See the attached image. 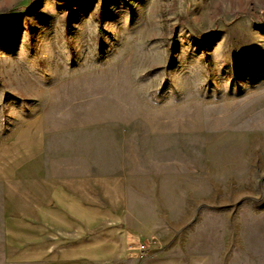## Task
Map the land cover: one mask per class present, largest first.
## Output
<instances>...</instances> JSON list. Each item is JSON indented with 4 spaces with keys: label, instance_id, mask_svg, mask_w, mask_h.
Listing matches in <instances>:
<instances>
[{
    "label": "rangeland",
    "instance_id": "rangeland-1",
    "mask_svg": "<svg viewBox=\"0 0 264 264\" xmlns=\"http://www.w3.org/2000/svg\"><path fill=\"white\" fill-rule=\"evenodd\" d=\"M36 117L8 214L63 184L150 253L264 264V0H0V129Z\"/></svg>",
    "mask_w": 264,
    "mask_h": 264
},
{
    "label": "crops",
    "instance_id": "crops-1",
    "mask_svg": "<svg viewBox=\"0 0 264 264\" xmlns=\"http://www.w3.org/2000/svg\"><path fill=\"white\" fill-rule=\"evenodd\" d=\"M40 117L0 129V229L6 264H213L207 250L150 253L129 230L126 215L54 185L23 217L8 214L16 199L18 172L43 154ZM1 201L7 207L1 208ZM160 243V242H159Z\"/></svg>",
    "mask_w": 264,
    "mask_h": 264
},
{
    "label": "built area",
    "instance_id": "built-area-1",
    "mask_svg": "<svg viewBox=\"0 0 264 264\" xmlns=\"http://www.w3.org/2000/svg\"><path fill=\"white\" fill-rule=\"evenodd\" d=\"M147 249H146V247H143V251H146Z\"/></svg>",
    "mask_w": 264,
    "mask_h": 264
}]
</instances>
